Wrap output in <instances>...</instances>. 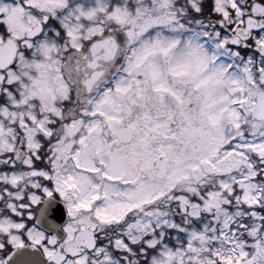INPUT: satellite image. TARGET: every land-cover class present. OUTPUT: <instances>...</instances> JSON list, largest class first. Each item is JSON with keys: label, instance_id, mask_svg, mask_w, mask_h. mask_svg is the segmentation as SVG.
<instances>
[{"label": "snow or ice", "instance_id": "snow-or-ice-1", "mask_svg": "<svg viewBox=\"0 0 264 264\" xmlns=\"http://www.w3.org/2000/svg\"><path fill=\"white\" fill-rule=\"evenodd\" d=\"M36 256L264 264V0H0V264Z\"/></svg>", "mask_w": 264, "mask_h": 264}, {"label": "water", "instance_id": "water-1", "mask_svg": "<svg viewBox=\"0 0 264 264\" xmlns=\"http://www.w3.org/2000/svg\"><path fill=\"white\" fill-rule=\"evenodd\" d=\"M48 221L57 226L56 230L54 232H49V234H55L57 237L62 236V226L66 221V210L60 201L54 199L50 201L47 211V220L37 225V227L44 231H48ZM35 259L37 264H43V260L39 256H36Z\"/></svg>", "mask_w": 264, "mask_h": 264}]
</instances>
